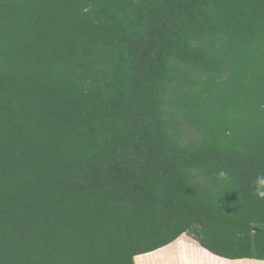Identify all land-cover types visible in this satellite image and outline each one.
Returning <instances> with one entry per match:
<instances>
[{"label":"trees","instance_id":"16d2710c","mask_svg":"<svg viewBox=\"0 0 264 264\" xmlns=\"http://www.w3.org/2000/svg\"><path fill=\"white\" fill-rule=\"evenodd\" d=\"M261 180L264 0H0V264L264 261Z\"/></svg>","mask_w":264,"mask_h":264},{"label":"crops","instance_id":"0c3cea01","mask_svg":"<svg viewBox=\"0 0 264 264\" xmlns=\"http://www.w3.org/2000/svg\"><path fill=\"white\" fill-rule=\"evenodd\" d=\"M141 256L144 258L140 264H253L247 262L251 260L232 261L215 256L187 234L163 249ZM254 263L264 264V261Z\"/></svg>","mask_w":264,"mask_h":264},{"label":"rangeland","instance_id":"374dc122","mask_svg":"<svg viewBox=\"0 0 264 264\" xmlns=\"http://www.w3.org/2000/svg\"><path fill=\"white\" fill-rule=\"evenodd\" d=\"M143 258H144V257H142V256L137 257L136 260H135L136 264H140V263H142L141 261H142ZM247 262H252V261H247ZM254 262H255V261H253L252 263L255 264Z\"/></svg>","mask_w":264,"mask_h":264},{"label":"clouds","instance_id":"9594fccd","mask_svg":"<svg viewBox=\"0 0 264 264\" xmlns=\"http://www.w3.org/2000/svg\"><path fill=\"white\" fill-rule=\"evenodd\" d=\"M260 183H264V180H261ZM260 195H264V193H260Z\"/></svg>","mask_w":264,"mask_h":264}]
</instances>
